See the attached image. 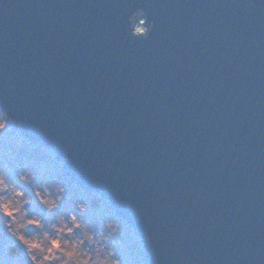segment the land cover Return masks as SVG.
Instances as JSON below:
<instances>
[{"label": "water", "instance_id": "water-1", "mask_svg": "<svg viewBox=\"0 0 264 264\" xmlns=\"http://www.w3.org/2000/svg\"><path fill=\"white\" fill-rule=\"evenodd\" d=\"M0 107L145 264H264V0H0Z\"/></svg>", "mask_w": 264, "mask_h": 264}, {"label": "clouds", "instance_id": "clouds-1", "mask_svg": "<svg viewBox=\"0 0 264 264\" xmlns=\"http://www.w3.org/2000/svg\"><path fill=\"white\" fill-rule=\"evenodd\" d=\"M129 19L134 39L150 37L155 22L144 9H137ZM10 120V112L0 107V132L9 127ZM15 175L19 183L0 166V224L19 241L31 264H123L112 246L113 238L117 245L123 242L118 235L121 221L110 214L94 222L82 215L89 213L90 207H104L99 197L77 199L74 205L62 208L68 189L64 180L55 178L58 167H41L38 172L26 165ZM73 189L78 190L76 185ZM33 197L39 210L31 207ZM21 256V247L13 242L0 255V264H21Z\"/></svg>", "mask_w": 264, "mask_h": 264}, {"label": "rangeland", "instance_id": "rangeland-1", "mask_svg": "<svg viewBox=\"0 0 264 264\" xmlns=\"http://www.w3.org/2000/svg\"><path fill=\"white\" fill-rule=\"evenodd\" d=\"M17 137L21 139L17 140ZM41 149H44V151H41ZM49 157L50 156L46 155L44 147L26 140L19 131L7 128L5 131L0 132V166H4L17 183H19V180L15 173L22 170L26 165L32 166L38 172L41 167H58L59 176L55 178L64 180L68 189L65 200L61 205L62 208L74 205L77 199H82L84 197L95 199L99 197L96 194H83V190L79 188L76 182H73L70 177L62 174L61 162L56 160L53 156H51V159ZM51 178L53 177L50 176L49 179ZM73 185H76L78 190H74ZM22 186L26 188L30 187L26 185ZM99 199L103 201L104 204L102 209L98 208L94 210L90 207L89 213L82 215H85L86 219L93 222L97 220L102 221L103 217L109 214L119 219L121 221V230L118 235H120L123 242L117 245L114 238L112 242V246L116 248L117 255L121 258L123 264H145L139 239L133 229L126 222L115 216L112 207L107 201L100 197ZM33 201L34 203L31 207L35 210H39L40 205L35 200V197H33ZM13 242H15L18 247H21V264H31L26 254L23 253V247L20 245L19 241H15V238L7 233L6 229L0 224V255H3L5 249Z\"/></svg>", "mask_w": 264, "mask_h": 264}]
</instances>
